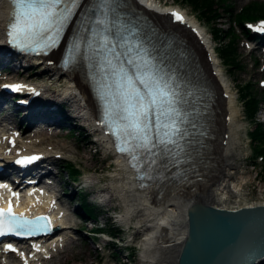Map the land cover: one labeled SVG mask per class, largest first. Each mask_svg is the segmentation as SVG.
<instances>
[{"label": "rangeland", "instance_id": "obj_1", "mask_svg": "<svg viewBox=\"0 0 264 264\" xmlns=\"http://www.w3.org/2000/svg\"><path fill=\"white\" fill-rule=\"evenodd\" d=\"M159 1L168 6H178L201 26L235 99L240 125L239 160L236 161V171L229 183L234 192L229 195L231 203L234 201L239 203L243 201L247 205L263 203L264 164L252 157L249 133L253 125L247 117L241 96L250 95L255 99L259 107L251 120L264 127V85L261 87V84H264V75L261 73L264 69V51L248 41L249 38L246 36L247 31L254 39L255 36L251 31H256L259 27L258 22L264 21V0H210L209 7L197 3L195 8L183 0ZM248 8L250 13L255 14L251 19L243 17ZM214 30L217 31L216 38L212 34ZM14 60L16 59H10L9 67L1 65L0 72L3 75L1 74L0 79L37 85L43 91L37 98L39 100H48L50 97L62 99L65 81L61 76H50L51 74L46 73L43 68L35 64V61L15 63ZM70 102H64L65 113L58 111L60 106L46 108L40 104L35 112L46 113L49 120L46 123L32 124L28 128L19 127L16 114L21 109L29 110L30 104L28 108H20L14 104L13 108L17 109L15 112L8 104L0 109V121H10L2 128L6 139L9 140L10 133L13 132V136H20L23 140L17 144V150H44L47 154L56 157L52 172L54 174H49L52 184L40 186L45 188V193H50L49 196L54 194L53 201L56 198V203L64 211L63 222L69 227L64 234V240L72 243L70 249H67L61 258L58 257L49 263H47L48 258L43 257L53 255L58 250V252L63 251L62 246L45 249L39 256L33 258V262L28 252L22 253L30 263L32 262L31 264H61L65 258L70 260L69 264H141L140 249L136 244L141 235H136L132 240L129 237L131 232L126 230L128 226H124L119 220L122 216L119 201L114 196L110 197L111 189L106 188L105 193H100L101 188L110 186L115 169L114 160L103 146L99 148L95 144L100 136L95 137V134H90L88 122L76 117L77 111L74 108L80 103ZM52 118L58 119L54 122ZM59 118L63 120L60 121ZM78 131L81 132L80 135L77 134ZM12 138L14 140V137ZM60 162L69 164L66 166L67 170L61 167L65 163ZM74 170L77 172L70 176L73 180L66 181V172L74 173ZM83 196L95 207L97 211L95 219L81 215L82 210L78 200ZM105 198H109L108 204H103ZM107 223L111 225L116 235L110 232ZM96 229L99 232H95ZM0 264L25 263L9 255L1 259Z\"/></svg>", "mask_w": 264, "mask_h": 264}, {"label": "snow or ice", "instance_id": "obj_2", "mask_svg": "<svg viewBox=\"0 0 264 264\" xmlns=\"http://www.w3.org/2000/svg\"><path fill=\"white\" fill-rule=\"evenodd\" d=\"M82 0H11L9 42L16 47L47 54L61 43L73 24ZM114 0H96L81 12L79 27L70 36L63 57L65 66L83 54L88 61L90 80L100 102L99 122L113 138L116 151L124 156L138 180L187 182L197 169L202 137L194 102L186 97L175 72L157 54L151 39L118 19ZM177 21L184 17L172 14ZM256 31H264V22ZM17 91L23 85H5ZM36 156L16 162L30 163ZM148 185L141 183L140 187ZM0 187H7L2 185ZM14 196L18 195L13 193ZM44 221V223H39ZM50 230L47 217L29 220L13 212L11 200L0 208V236H31ZM38 250V246L34 245ZM5 252H16L11 244ZM23 256V253H19Z\"/></svg>", "mask_w": 264, "mask_h": 264}, {"label": "bare ground", "instance_id": "obj_3", "mask_svg": "<svg viewBox=\"0 0 264 264\" xmlns=\"http://www.w3.org/2000/svg\"><path fill=\"white\" fill-rule=\"evenodd\" d=\"M122 1H124L129 7L142 11V13L147 15L148 18L153 19L156 27L160 28L163 26H173L176 30H178L186 38L188 43L192 45L198 62H200L206 71L208 70L211 75V78L207 75V80L210 81L211 85H213L217 91V94L215 95L217 96L216 110L218 113H215L214 117H216L220 138L218 135V149L217 145L213 146L212 142L202 141L200 157L207 165V173L212 175V177L209 178L207 180L208 182L204 183V185L195 189L197 196L188 191L167 189L159 199H156L157 192L153 184L142 189L138 188L134 175L126 168L125 165H123L119 158L116 157L115 153L109 147L106 136L100 131L98 123L96 122V111L88 91L81 85L79 79L68 76L67 73L56 66L55 62L48 67L45 64V60L41 61V63L39 61H35V64H37L40 68H43L46 73L51 74L50 76L59 75L62 77L61 79L65 81L64 93L62 97L63 100L61 98L54 99L51 97L48 100H39L34 98L31 101V107L33 109L30 111L24 109L18 110L16 117L20 128H28L30 125L36 123H46L48 122L47 120H49L48 115H46V113L35 112V109L40 104L46 108L51 106H60L64 109V111H66L64 102L67 103L71 101L73 103L80 99L82 105L74 108L77 111L76 117L88 122L90 127L89 131L91 132L90 134H95V137L96 135L100 136L98 142L95 144L99 148L103 146L105 151L108 152L109 156L114 160L115 169L111 177L110 186L105 188L100 187V193H105L106 188H109V190L111 189L112 193L110 197L114 196L119 201L122 209V216L119 220L124 224V226H128L126 230L131 232L129 237L132 240L136 235H141V238L136 243L140 249L139 261L141 264H172L173 255L180 242L184 226L182 211L193 207L198 201L210 204L214 208L225 211L229 210V208L237 210L244 209L246 207L264 206V202H259V204L256 205H247V203H243V201L242 203H239L238 201L231 203L229 195L234 192L231 190L229 183H231L232 177L236 171V161L239 160L238 131L240 125L238 120V110L233 94L229 89L227 79L218 65L213 51L211 50V46L209 45L210 42L206 33L202 30L201 26L194 19L188 17L181 8H177V10L182 11L185 20V22H183L184 25L172 23L169 18L163 15L153 16L152 14L146 13L145 11L155 9L151 0ZM4 8V2L0 0V45L4 43L2 36V24L6 15ZM14 58L16 59L14 60L16 63L19 61L25 63L26 61H29L31 63V60H33L27 59L26 57H16L5 45L0 46V62L3 63V65H6L4 64V60ZM261 73L264 75V69ZM1 74L2 73L0 72V76ZM8 96L9 98H7V102L11 105L14 97L13 95ZM4 103L5 102H3L0 97V109L5 106ZM56 119L58 118H52L53 121ZM59 120L61 121L63 119L59 118ZM12 134L14 133H10V138L14 137L15 144L23 141L20 136H13ZM27 139L31 138L27 137ZM28 141L30 142V140ZM41 151L44 150H35L33 152ZM42 153V163L38 164L33 170H31L30 173H34V176H37L38 173H49L50 175H53L54 173L52 172L54 170V165L56 164V157L47 154L45 151ZM60 163L64 164L65 162ZM67 165L69 164L65 163L61 167L66 169ZM74 172H77V170H74ZM66 175V181H72L70 180L71 177L68 172H66ZM49 195L50 193H45L44 191L43 195L39 196V198H41L42 201H45L49 198ZM81 198L85 205L93 207V204L88 202L84 196ZM81 198L78 200L80 207L83 204ZM47 201L48 203L51 202V200ZM109 201V198H105L103 204H108ZM50 208L51 205L45 207L44 212H49ZM59 218L64 226L59 230L57 235L48 240L47 243L49 242L50 245L53 244L52 249L62 246L63 251L58 252V250L53 255L43 257L48 258L47 263L53 262L58 257L61 258L62 255L66 253V250L70 249V244H72L71 242L67 243V241L64 240V234L68 231L69 227L64 224V218H62L61 212ZM44 247L45 245L43 246V249L39 248L36 252L31 250L28 252L29 258H32V262L33 258L39 256L40 252L45 250ZM21 261L25 264L32 263H30L24 255L21 256ZM69 263L70 260L68 258H65L61 262V264Z\"/></svg>", "mask_w": 264, "mask_h": 264}, {"label": "water", "instance_id": "obj_4", "mask_svg": "<svg viewBox=\"0 0 264 264\" xmlns=\"http://www.w3.org/2000/svg\"><path fill=\"white\" fill-rule=\"evenodd\" d=\"M182 217L172 264H264V206L225 211L198 201Z\"/></svg>", "mask_w": 264, "mask_h": 264}, {"label": "trees", "instance_id": "obj_5", "mask_svg": "<svg viewBox=\"0 0 264 264\" xmlns=\"http://www.w3.org/2000/svg\"><path fill=\"white\" fill-rule=\"evenodd\" d=\"M183 1H185L192 8H195L197 3H200V5H202L204 7H209L210 4H211L210 0H183ZM248 10H249V8L245 11V13L243 15V17L245 19H251L252 17L255 16V14L250 13ZM246 21H248V20H246ZM212 34H214L213 36L215 38L217 37V31L216 30H214V32L212 31ZM246 36L249 39H251L250 36H249V33L247 31H246ZM251 41H254V39L251 40ZM4 61H5L4 63L6 65H3V63L0 62V69H1V65L5 66V67H9L10 66V63H11L10 59H6ZM7 61H9V62H7ZM15 63H16V61H15ZM2 70H6V69H2ZM241 99H242V103L244 105V109H245V112L247 114V117L250 119V121H251L250 123L253 125V128H252L251 132L249 133V142H250V145H251V151H252V155H253L252 157H254V160H257V162H261L262 161V164H264V127H262L261 124H259V123L252 122V120H251V119L254 118L255 110H257V107H259V105L255 101V99L253 97H251L250 95H247V96L242 95ZM58 111L61 113L62 111H64V109L62 107H60ZM64 113H65V111H64ZM72 127L73 128H77V127H74V126H72ZM70 132L74 133V131H70ZM77 134L80 135L81 132L78 131ZM75 173L76 172H74V173L73 172H71V173L68 172L69 176H71V177ZM81 201H82V198H81ZM82 203H83V201H82ZM80 208L82 210L81 215H83V216H85V217H87L89 219H95V215H96L95 212H97V211H96L94 206L93 207L92 206H87V205H85L83 203ZM108 228H110L109 230H110V232L112 234L116 235L115 232H114V229L111 227V225H109ZM95 232H99V230L96 229Z\"/></svg>", "mask_w": 264, "mask_h": 264}, {"label": "built area", "instance_id": "obj_6", "mask_svg": "<svg viewBox=\"0 0 264 264\" xmlns=\"http://www.w3.org/2000/svg\"><path fill=\"white\" fill-rule=\"evenodd\" d=\"M230 210H234V208H230Z\"/></svg>", "mask_w": 264, "mask_h": 264}]
</instances>
